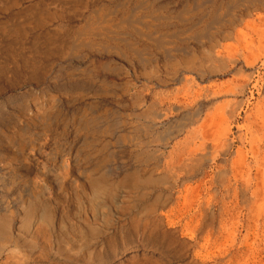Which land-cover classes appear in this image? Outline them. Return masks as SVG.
<instances>
[{
    "label": "rangeland",
    "instance_id": "rangeland-1",
    "mask_svg": "<svg viewBox=\"0 0 264 264\" xmlns=\"http://www.w3.org/2000/svg\"><path fill=\"white\" fill-rule=\"evenodd\" d=\"M262 116L264 0H0V264H264Z\"/></svg>",
    "mask_w": 264,
    "mask_h": 264
},
{
    "label": "bare ground",
    "instance_id": "bare-ground-1",
    "mask_svg": "<svg viewBox=\"0 0 264 264\" xmlns=\"http://www.w3.org/2000/svg\"><path fill=\"white\" fill-rule=\"evenodd\" d=\"M95 1V0H94ZM244 1V0H243ZM91 2V1H90ZM248 2V1H247ZM246 2V3H247ZM75 3V2H74ZM237 3H239V2H237ZM250 3H251V1H250ZM255 3V2H254ZM93 4H96V3H92V5ZM156 4V3H155ZM195 4V3H194ZM193 4V5H194ZM61 5V4H60ZM63 5V4H62ZM61 5V6H62ZM120 5V4H119ZM119 5H117L118 7H119ZM124 5V4H123ZM142 5V4H141ZM140 5V3H139V6H141ZM251 5V4H250ZM114 6V5H113ZM116 6V7H117ZM121 6V5H120ZM153 6H154V4H153ZM241 7V6H240ZM244 7V6H243ZM150 8V7H149ZM155 8H157V7H155ZM170 8V7H169ZM193 8V7H192ZM54 9V8H53ZM58 9V8H57ZM56 9V10H57ZM61 9V8H60ZM64 9V8H63ZM67 9V8H66ZM163 9V8H162ZM202 9V8H201ZM65 10V9H64ZM136 10V9H135ZM193 10H194V8H193ZM66 11V10H65ZM134 11V10H133ZM157 11V10H156ZM64 12V11H63ZM94 12V11H93ZM97 12V11H96ZM113 13V12H112ZM131 13H132V11H131ZM180 13H181V11H180ZM179 13V14H180ZM192 13V12H191ZM109 14V13H108ZM44 15V14H43ZM111 15V14H110ZM228 15V14H227ZM179 16V18H180V15H178ZM177 16V17H178ZM229 16V15H228ZM72 17V16H71ZM96 17V16H95ZM106 17V16H105ZM176 17V18H177ZM225 17V16H224ZM150 18V17H149ZM229 18V17H228ZM96 19V18H95ZM104 19V18H103ZM164 19V18H163ZM167 19V18H166ZM178 19V18H177ZM232 19V18H231ZM180 20H181V18H180ZM222 20V19H221ZM237 20V19H236ZM91 21V20H90ZM104 21V20H103ZM127 21V20H126ZM174 21V20H173ZM185 21V20H184ZM215 21H216V19H215ZM97 22V21H96ZM108 22H110V21H108ZM130 22H132V21H130ZM130 22H129V25H130ZM214 22V21H213ZM226 22V21H225ZM224 22V23H225ZM128 23V22H127ZM126 23V25H128ZM199 23H200V21H199ZM215 23V22H214ZM247 23V22H246ZM252 23V22H251ZM138 24H141V23H138ZM217 24V23H216ZM95 25V24H94ZM196 25H198V24H196ZM215 25V24H214ZM229 25H230V23H229ZM248 25V24H247ZM96 26H97V24H96ZM115 26V25H114ZM140 26V25H139ZM145 26H147V25H145ZM174 26V25H173ZM181 26V25H180ZM250 26V25H249ZM170 27V26H169ZM168 27V28H169ZM251 27V26H250ZM100 28V27H99ZM113 28V27H112ZM129 28V27H128ZM153 28V27H152ZM162 29V28H161ZM256 29V28H255ZM88 30V29H87ZM97 30V29H96ZM98 30H104L105 31V29H103V28H100V29H98ZM127 30V29H126ZM136 30V29H135ZM211 30H212V28H211ZM254 30V29H253ZM187 31V30H186ZM259 31V30H258ZM135 32H137V31H135ZM239 33V32H238ZM110 34V33H109ZM108 34V35H109ZM115 34V33H114ZM153 34V33H152ZM70 35V34H69ZM116 35V34H115ZM127 35V34H126ZM141 35H143V34H141ZM258 35V34H257ZM63 36V35H62ZM66 36V35H65ZM80 36V35H79ZM82 36V35H81ZM96 36V35H95ZM201 36V35H200ZM259 36V35H258ZM260 36H262V35H260ZM107 37V36H106ZM146 37V36H145ZM199 37V36H198ZM197 37V38H198ZM203 37V36H202ZM147 38H148V36H147ZM236 38V37H235ZM257 38H259V37H257ZM263 38V37H262ZM107 39V38H106ZM151 39V38H150ZM67 40V39H66ZM119 40V39H118ZM146 40V39H145ZM192 40H193V38H192ZM194 40H196V39H194ZM119 41H121V40H119ZM154 41H157V39L156 40H154ZM52 42V41H51ZM56 42V41H55ZM161 42V41H160ZM256 42V41H255ZM59 43V42H58ZM123 43H124V41H123ZM158 43V42H157ZM61 44H63L62 42H61ZM166 44V43H165ZM65 45H67V44H65ZM85 45H87V44H85ZM84 45V46H85ZM160 45V44H159ZM83 46V48H85ZM158 46V45H157ZM56 47V46H55ZM127 47V46H126ZM128 47H129V45H128ZM118 48V47H117ZM258 48V47H257ZM71 49L73 50V47H71ZM88 49V48H87ZM94 49V48H93ZM130 49V48H129ZM128 49V50H129ZM162 49V48H161ZM95 50V49H94ZM111 50V49H110ZM143 50V49H142ZM177 50V49H176ZM76 51V50H75ZM85 51V50H84ZM88 51V50H87ZM130 51V50H129ZM135 51V50H134ZM178 51H180V50H178ZM184 51V50H183ZM252 51V50H251ZM71 52V51H70ZM81 52V51H80ZM95 52V51H94ZM136 52V51H135ZM138 52H140V51H138ZM167 52V50H165V53ZM254 52V51H253ZM260 52V51H259ZM250 53V52H249ZM248 53V54H249ZM257 54V53H256ZM121 55V54H120ZM135 55H137V54H135ZM146 55V54H145ZM166 55H167V53H166ZM250 55V54H249ZM147 56V55H146ZM149 56V55H148ZM237 56V55H236ZM69 57H71V56H69ZM256 57V56H255ZM141 58V57H140ZM248 58V57H247ZM249 58H250V56H249ZM252 58V57H251ZM239 59H241L240 57H239ZM262 59V58H261ZM229 60V59H228ZM247 60V59H246ZM230 61V60H229ZM234 62V61H233ZM246 62V61H245ZM228 63V62H227ZM240 63V62H239ZM254 63V62H253ZM223 70V69H222ZM233 71V70H232ZM194 74V73H193ZM213 76V75H212ZM197 78V77H196ZM186 79H187V77H186ZM188 80V79H187ZM197 80V79H196ZM157 82V81H156ZM182 82V81H181ZM253 82V81H252ZM254 83V82H253ZM256 83V82H255ZM263 84V83H262ZM261 84V85H262ZM254 85V84H253ZM152 88V87H151ZM248 88V87H247ZM259 88H261V87H259ZM184 90V89H183ZM182 90V91H183ZM206 90V89H205ZM221 90V89H220ZM225 90V89H224ZM190 91V90H189ZM203 94V93H202ZM228 94V93H227ZM233 94V93H232ZM247 94V93H246ZM194 95H196V94H194ZM172 96V95H171ZM173 98V97H172ZM176 98V97H175ZM188 98V97H187ZM186 98V99H187ZM219 98V97H218ZM189 99V98H188ZM180 100H181V98H180ZM185 100V99H184ZM166 102H168L167 100H165ZM195 101V100H194ZM243 102V101H242ZM142 103V102H141ZM184 103V102H183ZM187 103V102H186ZM250 103V102H249ZM246 104H247V102H246ZM243 105V104H242ZM246 106V105H245ZM156 107V106H155ZM216 107V106H215ZM221 107H223V106H221ZM219 108V107H218ZM240 108V107H239ZM189 109V108H188ZM219 110H220V108H219ZM240 110V109H239ZM259 110H260V108H259ZM216 111H217V109H216ZM215 111V112H216ZM224 111V110H223ZM218 112V111H217ZM260 114H262V113H260ZM238 115V114H237ZM254 115H255V113H254ZM214 116V115H213ZM239 116V115H238ZM257 116H258V114H257ZM261 116V115H260ZM263 117L264 116H262V119H263ZM211 118V117H210ZM240 118H241V116H240ZM253 119V118H252ZM256 119H257V117H256ZM213 120V119H212ZM226 120V119H225ZM238 120V119H237ZM264 120V119H263ZM262 120V121H263ZM207 121H210V119L208 118L207 120H205V122H207ZM261 121V122H262ZM212 122V121H211ZM242 122V121H241ZM218 123V122H217ZM239 123V122H238ZM258 123H260V122H258ZM204 124V123H203ZM203 124L201 125V127H202V129H203ZM247 126V125H246ZM207 127V126H206ZM209 128V127H208ZM243 128V127H242ZM248 128V127H247ZM249 128H250V126H249ZM204 129H205V127H204ZM207 129V128H206ZM262 129H264V127L262 128ZM209 130H211L210 128H209ZM242 130V129H241ZM204 131H206V130H204ZM212 131V130H211ZM210 132V131H209ZM209 132H207V135H209V137L212 135V133L211 134H209ZM214 132V131H213ZM202 133V132H201ZM205 133V132H204ZM206 135V136H207ZM219 135V134H218ZM246 135V134H245ZM256 135V134H255ZM213 136H215V135H213ZM222 135H220V137H221ZM257 136V135H256ZM223 137V136H222ZM246 137V136H245ZM219 139V138H218ZM205 140V139H204ZM207 140V139H206ZM216 141V140H215ZM208 142V141H207ZM210 142V141H209ZM218 142V141H217ZM246 142V141H245ZM198 143V142H197ZM211 143V142H210ZM260 143V142H259ZM261 144V143H260ZM184 145V144H183ZM198 145V144H197ZM199 146V145H198ZM233 146H235V145H233ZM247 146V145H246ZM262 146V145H261ZM192 147V146H191ZM250 147V146H249ZM252 148V147H251ZM175 149V148H174ZM181 149V148H180ZM192 149V148H191ZM245 149V148H244ZM197 150V149H196ZM196 150H194V151H196ZM240 150V149H239ZM182 152V151H181ZM255 153H257V152H255ZM177 154V153H176ZM184 154H185V152H184ZM261 154V153H260ZM246 155V154H245ZM239 156V155H238ZM249 156V155H248ZM261 156V155H260ZM263 156V155H262ZM174 157V156H173ZM221 157V156H220ZM219 157V158H220ZM251 158V157H250ZM240 160V159H239ZM261 160V159H260ZM217 161V160H216ZM264 161V160H263ZM180 162H182V161H180ZM195 162V161H194ZM237 162H239L238 160H237ZM238 164V163H237ZM171 166V165H170ZM242 166V165H241ZM217 167V166H216ZM213 168V167H212ZM245 168V167H244ZM256 168V167H255ZM186 169V168H185ZM205 169V168H204ZM242 169V168H241ZM254 169V168H253ZM259 169V168H258ZM238 170V169H237ZM240 170V169H239ZM208 171V170H207ZM259 171H261V170H259ZM256 172H257V168H256ZM242 174H243V172H241ZM261 173V172H260ZM259 173V174H260ZM235 174V173H234ZM257 175H259L258 173H256ZM236 175V174H235ZM261 175V174H260ZM222 176V175H221ZM237 176V175H236ZM198 177H200V176H198ZM225 177V176H224ZM204 178V177H203ZM210 178V177H209ZM254 178H256V177H254ZM258 178V177H257ZM260 178H261V176H260ZM219 180V181H218ZM217 181L220 183V178L218 179ZM239 180V179H238ZM253 180V179H252ZM101 181V180H100ZM129 181H131V180H129ZM200 181V180H199ZM207 181V180H206ZM121 182V181H120ZM126 182V181H125ZM197 182V181H196ZM260 183V182H259ZM86 184V183H85ZM126 184V183H125ZM211 184V183H210ZM97 185V183H94L93 184V186H96ZM177 185V184H176ZM258 185V184H257ZM158 186V185H157ZM160 186V185H159ZM260 186V185H259ZM263 186V185H262ZM171 187H172V185H171ZM182 187V186H181ZM186 187H188V186H186ZM201 187V186H200ZM109 188V187H108ZM193 188V187H192ZM161 189V188H160ZM198 190V189H197ZM207 191H208V189H206ZM225 190V189H224ZM165 191H167V190H165ZM191 191H193L192 189H191ZM195 191H196V187H195ZM206 192V191H205ZM85 193H86V191H85ZM260 193H261V190H260ZM148 194V193H147ZM168 194V193H167ZM198 194V193H197ZM200 194V193H199ZM261 195V194H260ZM125 196V195H124ZM258 196V195H257ZM113 197V196H112ZM208 197V196H207ZM260 197V196H259ZM146 198V197H145ZM178 198V197H177ZM200 198V197H199ZM258 198V197H257ZM260 198H262V196L260 197ZM113 200V199H112ZM146 200V199H145ZM202 200V199H201ZM144 201V200H143ZM259 201H262V200H259ZM264 201V200H263ZM109 202V201H108ZM228 202V201H227ZM256 202V201H255ZM121 203V202H120ZM171 203V202H170ZM257 203V202H256ZM106 204V203H105ZM216 204V203H215ZM240 204H242V203H240ZM264 204V203H263ZM255 205H257V204H255ZM168 206V205H167ZM177 206V205H176ZM227 206V205H226ZM254 206V205H253ZM37 207H38V205H37ZM93 207H95V206H92V209H93ZM153 207V206H152ZM162 207V206H161ZM207 207V206H206ZM256 207V206H255ZM259 207V206H258ZM225 208V207H224ZM246 208V207H245ZM252 208V207H251ZM257 208V207H256ZM263 208V207H262ZM155 209V208H154ZM212 209V208H211ZM258 209V208H257ZM264 209V208H263ZM97 210V209H96ZM255 210V209H254ZM260 210V209H259ZM87 211V210H86ZM90 211V210H89ZM256 211V210H255ZM254 211V212H255ZM261 211V210H260ZM93 212V211H92ZM161 212H162V210H161ZM173 212V211H172ZM223 212V211H222ZM257 212H258V210H257ZM37 213V212H36ZM84 213V212H83ZM90 213V212H89ZM158 213V212H157ZM168 213V212H167ZM209 213V212H208ZM212 213V212H211ZM260 213V212H259ZM258 213V214H259ZM15 214V213H14ZM53 212H52V210L49 212V214H48V216H46L47 217V220H48V222L50 223V224H52L53 222ZM92 214V213H91ZM93 214H95L96 215V213H93ZM160 214H162V213H160ZM165 214V213H164ZM224 214V213H223ZM41 215L43 216V213H41ZM169 215V214H168ZM170 215H173V214H170ZM210 215V214H209ZM255 215H256V212H255ZM254 215V216H255ZM35 216V211H31V216L30 217H34ZM92 216V215H91ZM90 216V217H91ZM259 216H261V215H259ZM258 216V217H259ZM44 217V216H43ZM98 217V216H97ZM138 217V216H137ZM145 217V216H144ZM170 217V216H169ZM5 218H7V217H5ZM5 218H3L4 220H5ZM140 218H142V217H140ZM170 218H172V217H170ZM198 218V217H197ZM215 218H216V216H215ZM218 218V217H217ZM220 218V217H219ZM256 218V217H255ZM43 219V218H42ZM75 219V218H74ZM165 219V218H164ZM177 219V218H176ZM189 219V218H188ZM221 219V218H220ZM225 219V218H224ZM252 219V218H251ZM35 220V219H34ZM137 220H138V218H137ZM196 220V219H195ZM255 220V219H254ZM261 220V219H260ZM5 221H9V219H6ZM78 221V220H77ZM93 221V220H92ZM65 222V221H64ZM69 222V221H68ZM74 222V221H73ZM76 222V221H75ZM80 222V221H79ZM87 222V227H88V229H87V231H89V230H92L93 228H91L92 226L91 225H89V222L88 221H86ZM137 222V221H136ZM138 222H139V220H138ZM163 222V221H162ZM165 222V221H164ZM174 222H176V221H174ZM10 223V222H9ZM36 223V222H35ZM72 223V222H71ZM150 223V222H149ZM177 223V222H176ZM213 223V222H212ZM174 224V223H173ZM180 224V223H179ZM33 225V224H32ZM40 225H41V223H40ZM74 226L76 225V224H73ZM79 225V224H78ZM175 225V224H174ZM1 226V225H0ZM35 226V225H34ZM37 226V225H36ZM53 226V225H52ZM73 226V227H74ZM148 226V225H147ZM146 226V227H147ZM179 226V225H178ZM187 226V225H186ZM234 226H235V223H234ZM45 227V226H44ZM77 227V226H76ZM83 227V226H82ZM171 227V226H170ZM3 229H4V227H2ZM42 228V227H41ZM75 228V227H74ZM79 228V227H78ZM81 228V227H80ZM175 228V227H174ZM232 228V227H231ZM85 229V228H84ZM83 229V230H84ZM47 230H49V229H47ZM95 230V228L92 230V231H89V232H91V234H93V232H95L94 231ZM142 230V229H141ZM200 230V227H196L195 228V232H193L194 234L195 233H197L198 231ZM230 231V230H229ZM232 231V230H231ZM250 231V230H249ZM48 232V231H47ZM210 232H211V230H210ZM216 232V231H215ZM218 233V232H217ZM31 234V233H30ZM84 234V233H83ZM82 234V235H83ZM91 234H88V235H91ZM142 234V233H141ZM148 234V233H147ZM208 234H210V233H208ZM212 234V233H211ZM248 234V233H247ZM249 234H250V232H249ZM253 234V233H252ZM95 235V234H94ZM190 235V234H189ZM215 234H213V236H214ZM226 235V234H225ZM255 235V234H254ZM260 235V234H259ZM262 235V234H261ZM92 236V235H91ZM193 237L192 238H190V240H188L190 243H192V242H194L195 241V236L194 235H192ZM208 236V235H207ZM78 237V236H77ZM209 237H210V235H209ZM220 237V236H219ZM252 237V236H251ZM263 237V236H262ZM84 238V237H83ZM207 238V237H206ZM17 239V238H16ZM82 239V238H81ZM261 239V238H260ZM202 240V239H201ZM86 241H87V239H86ZM259 241V240H258ZM249 242V241H248ZM245 244V243H244ZM250 244V243H249ZM248 244V245H249ZM86 245V244H85ZM262 245V244H261ZM244 246H246V244L244 245ZM211 247V246H210ZM250 248V247H249ZM204 251V250H203ZM228 251V250H227ZM133 253H135V252H139V249L138 248H135L134 249V251H132ZM203 254V253H202ZM201 254V255H202ZM209 254H212L213 255V253H209ZM259 254V253H258ZM195 255V254H194ZM196 255H198V254H196ZM195 255V256H196ZM205 255V254H204ZM203 255V256H204ZM224 255V254H223ZM257 255V254H256ZM133 256H135V254L134 255H132V257ZM200 256V255H199ZM198 256V257H199ZM252 256V255H251ZM223 257V256H222ZM234 257V256H233ZM123 258V257H122ZM204 258V257H203ZM220 258V257H219ZM241 258V257H240ZM261 258V257H260ZM202 259V258H201ZM204 260V259H203ZM207 260V259H206ZM250 260V259H249ZM252 260V259H251ZM250 260V261H251ZM208 261V260H207ZM230 261V260H229ZM249 261V262H250ZM255 261H257V259L255 260ZM211 262V261H210ZM252 262H254V261H252ZM235 263V262H234ZM192 264H203V262L199 259V258H196V259H194V261H193V263Z\"/></svg>",
    "mask_w": 264,
    "mask_h": 264
},
{
    "label": "crops",
    "instance_id": "crops-1",
    "mask_svg": "<svg viewBox=\"0 0 264 264\" xmlns=\"http://www.w3.org/2000/svg\"><path fill=\"white\" fill-rule=\"evenodd\" d=\"M89 130H86L85 133H89ZM87 135H90L87 134ZM83 138V137H82ZM82 143V139H78L76 141V145H75V151L79 148L78 150V156L77 158H80V160L82 161L83 158L85 156H92L94 153L92 152L93 149L96 148V144L94 143L93 139L91 137H87L86 142ZM81 144V145H80ZM93 153V154H92ZM87 160H90L89 157L87 158ZM8 176H6L9 180V182H6V187H9L10 191H11V196H13V171L9 172L7 174ZM4 221V225L0 226V259H2L5 254H7V252H12V255L10 256L11 258H13V235L11 234V227L9 222ZM4 227V229L2 228ZM4 235V236H3ZM8 257V256H6ZM13 264V262L11 263Z\"/></svg>",
    "mask_w": 264,
    "mask_h": 264
}]
</instances>
